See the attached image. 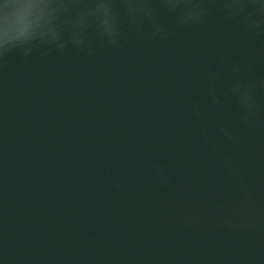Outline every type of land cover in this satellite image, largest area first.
Listing matches in <instances>:
<instances>
[{
    "label": "water",
    "instance_id": "95a60500",
    "mask_svg": "<svg viewBox=\"0 0 264 264\" xmlns=\"http://www.w3.org/2000/svg\"><path fill=\"white\" fill-rule=\"evenodd\" d=\"M107 2L0 0L71 21L0 57V264H264V25Z\"/></svg>",
    "mask_w": 264,
    "mask_h": 264
},
{
    "label": "clouds",
    "instance_id": "9594fccd",
    "mask_svg": "<svg viewBox=\"0 0 264 264\" xmlns=\"http://www.w3.org/2000/svg\"><path fill=\"white\" fill-rule=\"evenodd\" d=\"M210 2L218 3L220 11L229 18L237 19L246 30H257L264 25V0H210ZM74 3L76 0H47L46 6L50 7L52 11L64 9L67 13ZM163 4L170 11L179 10V19L182 23L198 20L209 10L202 6V0H163ZM30 7L28 5L19 9L14 19L5 17L3 25L0 26V57L5 56L13 49H21L27 53V51L39 48L41 45L52 44L57 31H62L65 23H71L64 16L53 28L36 31L25 19ZM106 7L111 14V24L106 33H101V35L113 41L112 37L116 38L118 34V25L113 18L107 0ZM129 12H141L147 18H151L153 9L149 6L148 0H129ZM37 26H39L38 22ZM249 87L250 85L237 83L233 87V91L240 94L241 103H249L251 106Z\"/></svg>",
    "mask_w": 264,
    "mask_h": 264
}]
</instances>
